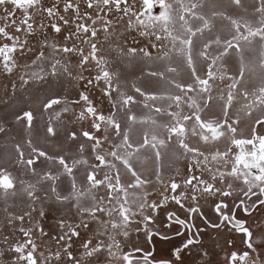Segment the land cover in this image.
Returning <instances> with one entry per match:
<instances>
[{
    "label": "flooded vegetation",
    "instance_id": "flooded-vegetation-1",
    "mask_svg": "<svg viewBox=\"0 0 264 264\" xmlns=\"http://www.w3.org/2000/svg\"><path fill=\"white\" fill-rule=\"evenodd\" d=\"M0 102L3 264H264V0H0Z\"/></svg>",
    "mask_w": 264,
    "mask_h": 264
},
{
    "label": "rangeland",
    "instance_id": "rangeland-1",
    "mask_svg": "<svg viewBox=\"0 0 264 264\" xmlns=\"http://www.w3.org/2000/svg\"><path fill=\"white\" fill-rule=\"evenodd\" d=\"M14 103H10L8 105L12 106L14 105ZM8 113L9 111L7 112V123L0 121V127H3L5 125V132L2 135H0V162L11 160L12 158H14V155L16 153L17 144H16V140L14 139V132L16 131V129L14 123H12L10 119H8L10 117V113L9 114ZM0 119L3 120V115H0ZM28 209L29 208L21 209V207L17 203H10V201H4V202L2 201V203H0V220L9 218L12 214H20L22 210L23 212H26ZM30 211L32 212L31 209ZM17 224L19 223L17 222ZM9 229H11L12 232L16 233L18 232L17 230L19 228L18 225H12V227L10 225ZM11 242L12 241L9 240V243ZM6 257H7L6 264L14 263L13 262L14 256L12 257L10 252H8ZM0 264H3L1 257H0Z\"/></svg>",
    "mask_w": 264,
    "mask_h": 264
}]
</instances>
